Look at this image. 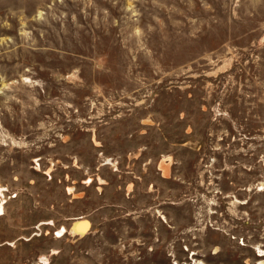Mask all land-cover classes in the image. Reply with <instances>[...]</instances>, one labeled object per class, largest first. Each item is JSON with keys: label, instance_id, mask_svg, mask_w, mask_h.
<instances>
[{"label": "rangeland", "instance_id": "374dc122", "mask_svg": "<svg viewBox=\"0 0 264 264\" xmlns=\"http://www.w3.org/2000/svg\"><path fill=\"white\" fill-rule=\"evenodd\" d=\"M0 187V264H264V0H0Z\"/></svg>", "mask_w": 264, "mask_h": 264}, {"label": "bare ground", "instance_id": "6f19581e", "mask_svg": "<svg viewBox=\"0 0 264 264\" xmlns=\"http://www.w3.org/2000/svg\"><path fill=\"white\" fill-rule=\"evenodd\" d=\"M164 169H165V171H164L165 174H168L166 168H164ZM3 192H5V190L0 187V200L5 195V194H3ZM4 203H6L4 201V199L0 201V216L4 215V211H3L4 210ZM42 225H52V223L51 222H43ZM90 229H91L90 221H88L85 218L77 219L73 222V224L71 225V229L69 231H67V228L62 227L61 229L57 230L55 236L61 238L65 234L69 233L71 235V237H73V238H82L88 233V231H90ZM260 256H264V253H260Z\"/></svg>", "mask_w": 264, "mask_h": 264}, {"label": "water", "instance_id": "95a60500", "mask_svg": "<svg viewBox=\"0 0 264 264\" xmlns=\"http://www.w3.org/2000/svg\"><path fill=\"white\" fill-rule=\"evenodd\" d=\"M70 229H71V227H70ZM70 229H69V230H70Z\"/></svg>", "mask_w": 264, "mask_h": 264}]
</instances>
